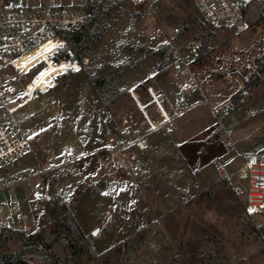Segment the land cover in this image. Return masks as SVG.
I'll return each instance as SVG.
<instances>
[{
	"label": "rangeland",
	"instance_id": "1",
	"mask_svg": "<svg viewBox=\"0 0 264 264\" xmlns=\"http://www.w3.org/2000/svg\"><path fill=\"white\" fill-rule=\"evenodd\" d=\"M244 1L246 20L255 28L242 40L233 33H214L208 44L212 53L198 66L201 71L207 67L215 81L222 80L218 89L206 80L213 99L220 101L214 107L194 89L190 108L176 116L171 104L188 79L177 77L170 65L159 71L156 52L166 44L172 43L187 60L195 59L187 47L202 41L200 31L175 40L199 16L192 0H157L154 10L103 18L97 28L101 41L90 43L92 52L78 73L62 74L66 60L48 59L29 89L51 86L58 77L56 85L15 113L32 149L0 165V182L7 185L0 190V227L7 226L9 217L3 203L17 202L22 218L14 228L32 233L43 216L51 238L74 197L76 220L98 254L95 260L84 254L83 264H121L117 248L140 229L145 236L132 264H170L175 257L179 264H264V214L247 211L243 175L247 157L264 154V78L257 71L264 47V0ZM52 45L24 61L44 56ZM230 64L240 72H231ZM237 74L255 75L257 84L232 110V97L244 86ZM91 77L108 80L106 97L96 92ZM167 111L172 121L148 131ZM139 138L143 148L137 145ZM220 169L230 178L221 177ZM37 194L46 199L36 201ZM20 248L18 241L0 242V254ZM51 251L62 259L69 254L61 242ZM30 264L49 263L38 256Z\"/></svg>",
	"mask_w": 264,
	"mask_h": 264
},
{
	"label": "built area",
	"instance_id": "2",
	"mask_svg": "<svg viewBox=\"0 0 264 264\" xmlns=\"http://www.w3.org/2000/svg\"><path fill=\"white\" fill-rule=\"evenodd\" d=\"M105 1L108 3L109 16L102 13L98 21L99 25L103 18L112 17L114 14L142 13L143 9L154 10L157 2V0H0V165L5 160L21 157L32 149L31 141L17 121L15 113L33 100L38 92L56 85L58 77L54 78L55 82L51 86L39 84L32 90L29 89L36 76L48 65V59L58 62L67 58L64 55L67 38L63 32L77 31L88 25ZM192 1L197 7L199 17L205 22L215 28L231 30L239 40L255 28L246 20L244 7L247 2L244 0ZM51 41L54 43L50 49L43 50L44 56L29 63L24 61L25 57ZM201 47V42H193L187 47L189 55L196 59ZM67 53L74 57L71 50H67ZM220 55L222 58L227 56L234 59L232 52H228L226 56L224 53ZM195 59L189 61L181 56L178 50H174V60L170 69L177 77L188 79V82L179 85V94L171 104L176 110V116L190 108L189 94L194 89L204 96L205 103L211 107L220 104L219 100L213 99L206 80L209 78L217 89L223 85L222 80L215 81L207 67L205 71L198 68L206 59L198 62ZM212 65L216 70L215 64ZM81 69L80 65V70L68 71L78 73ZM228 69L231 72H240L233 64H230ZM234 80L238 81L237 78ZM148 90L153 101L156 100L152 87H148ZM129 94L134 97V90H130ZM151 103L152 101L148 105ZM171 121L170 111H167V116L162 112L161 122L156 123V126L150 123L148 131H153L159 125L169 124ZM167 132H171L170 127L167 128ZM232 132V128L225 130L228 138ZM124 133L130 135L131 131L126 130ZM142 143L144 144L143 138H139L137 145L140 148L144 147ZM244 173L247 176L246 209L250 214H264V154L249 155L243 166V175ZM220 174L223 178H230L224 169H220ZM6 186L5 183L0 182V190ZM234 190L240 192V187L235 186ZM44 199H46L44 194L35 196L36 201H44ZM3 207L9 209L6 225L14 228L16 221L22 218L20 205L17 202L13 204L5 202Z\"/></svg>",
	"mask_w": 264,
	"mask_h": 264
},
{
	"label": "trees",
	"instance_id": "3",
	"mask_svg": "<svg viewBox=\"0 0 264 264\" xmlns=\"http://www.w3.org/2000/svg\"><path fill=\"white\" fill-rule=\"evenodd\" d=\"M246 8L247 3L244 10H246ZM102 13H106L109 16L107 1L100 5L96 16L88 25L77 31L63 32L64 36L67 38V46L64 50V55L69 57L67 50H71L74 54L73 60L78 61L80 64L77 62H70L65 59L66 65L64 66L62 74H66L69 69L80 70V65H83L85 55L92 52L90 43H93L94 45L100 43L101 36L97 32V28L99 26L98 21ZM190 30H198L202 33V47L199 55L195 59L197 62L211 55L212 51L209 49L208 44L210 37L214 33H231V30L215 28L211 24L205 22L201 17L197 16L191 19L183 27L175 39L176 42H180L182 35ZM156 54L161 57L159 71L162 73L174 60V48L172 43L166 44L164 46V50L157 51ZM258 59L257 71L260 73L258 75L260 79L261 74L264 73V57H260ZM237 75L240 77L244 86L232 97V110L235 108L237 103L241 102L243 96L251 91L253 85L257 84L255 75H251L249 77L241 74ZM107 81L108 80L103 78H90L93 88L103 98L106 97L104 87ZM74 203L75 198L73 197L66 212L57 220V233L51 238L47 231V225L44 222L43 216L40 219L38 228L32 233H27L22 229L10 226L0 227V242L7 243L9 241H18L21 244V248L16 252L0 254V264H30V260L38 256L41 258V261L48 262L49 264H83L82 257L84 254L88 255L92 260L98 258V254L91 237L84 232L76 220ZM144 236L143 231L140 229L131 241H126L123 246H119L117 248V251L122 253L121 264H132V254L139 249ZM58 242L63 243L69 252L64 259L56 256V254L51 251ZM38 252H41L42 254L37 256ZM170 264H179L178 257H175Z\"/></svg>",
	"mask_w": 264,
	"mask_h": 264
},
{
	"label": "bare ground",
	"instance_id": "4",
	"mask_svg": "<svg viewBox=\"0 0 264 264\" xmlns=\"http://www.w3.org/2000/svg\"><path fill=\"white\" fill-rule=\"evenodd\" d=\"M49 43H54V42L51 41V42H48L47 44H49ZM47 44H45L44 46H46ZM44 46H43V47H44ZM43 47H41V48H43ZM39 49H40V48H39ZM36 51H37V50H36ZM36 51H34V52H36ZM261 51H262V52H261V55L263 56V55H264V47L261 48ZM34 52H32V53H34ZM32 53H31V54H32ZM237 82H238V81H237ZM142 144H143V143H142ZM143 146H144V144H143ZM141 148H143V147H141ZM121 165H123V164L121 163Z\"/></svg>",
	"mask_w": 264,
	"mask_h": 264
},
{
	"label": "water",
	"instance_id": "5",
	"mask_svg": "<svg viewBox=\"0 0 264 264\" xmlns=\"http://www.w3.org/2000/svg\"><path fill=\"white\" fill-rule=\"evenodd\" d=\"M96 233H97V232H96V231H94V232H93V235H95Z\"/></svg>",
	"mask_w": 264,
	"mask_h": 264
},
{
	"label": "crops",
	"instance_id": "6",
	"mask_svg": "<svg viewBox=\"0 0 264 264\" xmlns=\"http://www.w3.org/2000/svg\"><path fill=\"white\" fill-rule=\"evenodd\" d=\"M264 77H261L260 80H263Z\"/></svg>",
	"mask_w": 264,
	"mask_h": 264
},
{
	"label": "snow or ice",
	"instance_id": "7",
	"mask_svg": "<svg viewBox=\"0 0 264 264\" xmlns=\"http://www.w3.org/2000/svg\"><path fill=\"white\" fill-rule=\"evenodd\" d=\"M250 211H254V210H251V209H250Z\"/></svg>",
	"mask_w": 264,
	"mask_h": 264
}]
</instances>
